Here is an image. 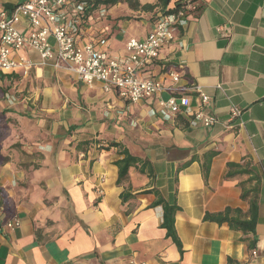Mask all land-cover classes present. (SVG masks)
<instances>
[{"label": "crops", "instance_id": "0c3cea01", "mask_svg": "<svg viewBox=\"0 0 264 264\" xmlns=\"http://www.w3.org/2000/svg\"><path fill=\"white\" fill-rule=\"evenodd\" d=\"M25 1L0 6L11 13ZM176 1L153 9L143 6L158 0L109 6L102 21L109 55L126 56L127 41L145 39ZM196 5L141 73L170 85L173 70L178 88H205L208 111L219 120L211 127L163 115L159 99L172 92L131 103L63 65L0 76V264H264V0ZM17 25L31 29L24 17ZM103 27L88 28L82 41ZM26 52L40 62L38 53ZM187 93L196 109V94ZM233 106L241 113L231 119ZM122 146L150 164L144 171L131 167L119 184ZM152 189L178 205L182 248L162 227L163 206H152L157 194L145 192ZM227 209L231 218L254 215V231L216 220ZM16 218L21 225L7 228Z\"/></svg>", "mask_w": 264, "mask_h": 264}, {"label": "built area", "instance_id": "2783aa9c", "mask_svg": "<svg viewBox=\"0 0 264 264\" xmlns=\"http://www.w3.org/2000/svg\"><path fill=\"white\" fill-rule=\"evenodd\" d=\"M90 1L94 0H26L11 13L0 6V76L21 70L26 77L39 64L63 65L84 83L93 85L101 82L106 91L116 89L121 98L131 103L172 92L167 98L159 99L163 115L167 118L182 116L192 127H211L219 121L208 111L211 95L201 85L178 88L180 75L173 70L167 73L172 81L170 85L141 73L159 58L161 49L174 40L178 29L186 25L188 14L197 10L195 1L188 0L184 9L160 14L145 39L130 38L127 41L128 54L124 57H112L106 50L108 37L104 33L109 31V27L102 21L107 16L108 7L101 4L87 13ZM21 17L30 23L28 32L17 25ZM99 25L105 27L97 38L82 41V34L88 28ZM26 49L38 53L40 62L30 58ZM178 91L185 92L176 94ZM188 91L195 93L199 100L196 109L191 105ZM240 113L241 110L233 106L231 119ZM104 182L105 177H100V184L96 186L99 194L104 193ZM20 225L18 218L6 223V227L12 229Z\"/></svg>", "mask_w": 264, "mask_h": 264}, {"label": "trees", "instance_id": "16d2710c", "mask_svg": "<svg viewBox=\"0 0 264 264\" xmlns=\"http://www.w3.org/2000/svg\"><path fill=\"white\" fill-rule=\"evenodd\" d=\"M128 1H131V0H94V1H90L88 9H87V13L92 12L94 9H96L101 4L109 7L111 5H115L119 2H128ZM169 1L170 0H158V2L156 4L145 5V6H143V8L144 9H153L156 5H158V3H164L167 5L169 3ZM187 1L188 0H178V1H176L175 6L173 8H171L170 10H167L165 12L176 11L178 9H184ZM191 1L196 2V0H191ZM3 75L4 74H2L1 76L3 77ZM110 145L111 146H117V147L120 146V144L116 143V142H112ZM119 154L122 157L115 161V165L118 167V172H119L118 180H117V183H119V184L122 183V181H124L128 177L129 169L131 167L138 166L141 169V171H144L145 168H147L150 164V162L148 160H143L137 156L132 155L130 153V151L127 148H125L124 146L121 147ZM4 161H7V160L4 159ZM232 166H235V164H229V167H232ZM203 171H204L205 176H207L208 172H209V164H203ZM145 192H154L157 194V199L152 204V206H159V205L163 206L164 212H163L162 227L167 230L168 236L172 237L174 239V241L176 242V244L180 248H182L181 241L179 240L177 233H176V230H175V213L177 212V210H179L178 205L177 204H169L162 197V195L158 192L157 189L146 190ZM254 207H256V206H254ZM253 209L254 208H252V207L250 208L251 214H253V212H254ZM232 211L233 210H231V209H227L225 211V215L218 216L216 220H218L219 222H222V223L228 222V224L231 227L241 229L243 231H252V232L254 231L255 225L257 223L256 217L254 215L248 221L247 220H240L239 218H231L229 216Z\"/></svg>", "mask_w": 264, "mask_h": 264}]
</instances>
